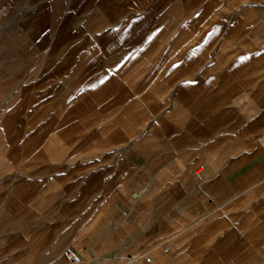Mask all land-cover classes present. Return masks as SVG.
Returning a JSON list of instances; mask_svg holds the SVG:
<instances>
[{
  "label": "crops",
  "instance_id": "1",
  "mask_svg": "<svg viewBox=\"0 0 264 264\" xmlns=\"http://www.w3.org/2000/svg\"><path fill=\"white\" fill-rule=\"evenodd\" d=\"M0 128L10 264H264V0H0Z\"/></svg>",
  "mask_w": 264,
  "mask_h": 264
},
{
  "label": "rangeland",
  "instance_id": "2",
  "mask_svg": "<svg viewBox=\"0 0 264 264\" xmlns=\"http://www.w3.org/2000/svg\"><path fill=\"white\" fill-rule=\"evenodd\" d=\"M26 112H25V116H26ZM15 119V115H13L12 117L9 118V123H11L12 121H14ZM11 128L9 129V131L11 132ZM2 132L4 133L5 130L0 128V140L2 135ZM39 143H34V142H27L25 144H22V148L24 149L28 154L31 153V155H34L35 153V149H39L38 148ZM21 147V144H20ZM10 149L11 151H17L18 150V144H11L10 145ZM2 151V144L0 143V152ZM34 160V159H32ZM20 218L15 219V223L11 222L9 224V228L11 230V232L13 233V229H14V233L16 234V240H12L11 242V247H9V243H8V239H7V231H8V223H7V219H0V264H10V255L13 256V258L16 256V252H18L20 250V241H21V230H22V223L20 221H18ZM12 221V219H11Z\"/></svg>",
  "mask_w": 264,
  "mask_h": 264
},
{
  "label": "built area",
  "instance_id": "3",
  "mask_svg": "<svg viewBox=\"0 0 264 264\" xmlns=\"http://www.w3.org/2000/svg\"><path fill=\"white\" fill-rule=\"evenodd\" d=\"M69 258H70V260H72L73 262H76V263H79L81 261L80 257L78 255H74L72 253L69 254Z\"/></svg>",
  "mask_w": 264,
  "mask_h": 264
}]
</instances>
